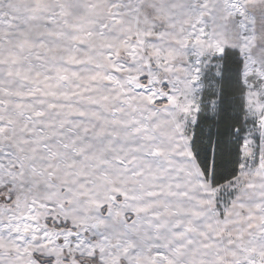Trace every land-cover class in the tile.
Instances as JSON below:
<instances>
[{
	"label": "snow or ice",
	"instance_id": "1",
	"mask_svg": "<svg viewBox=\"0 0 264 264\" xmlns=\"http://www.w3.org/2000/svg\"><path fill=\"white\" fill-rule=\"evenodd\" d=\"M0 264H264V0H0Z\"/></svg>",
	"mask_w": 264,
	"mask_h": 264
}]
</instances>
